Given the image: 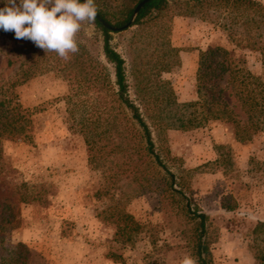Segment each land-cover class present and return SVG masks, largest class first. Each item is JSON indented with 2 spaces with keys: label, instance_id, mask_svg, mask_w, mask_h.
Instances as JSON below:
<instances>
[{
  "label": "rangeland",
  "instance_id": "rangeland-1",
  "mask_svg": "<svg viewBox=\"0 0 264 264\" xmlns=\"http://www.w3.org/2000/svg\"><path fill=\"white\" fill-rule=\"evenodd\" d=\"M139 1L95 4L115 22ZM186 1L170 0L158 15L110 32L125 60L128 97L148 125L163 164L151 156L142 165L145 179L121 172L122 153H102L89 161L84 135L68 113L71 84L65 72L50 68L11 87L26 54L19 52L18 40L0 32V99L15 94L32 122L30 140L0 139L5 162L16 170L14 181L26 182L36 193L32 202L20 203L19 223L9 233L11 242L28 248L27 264H181L185 255L193 256L194 211L208 216L212 264H256L249 243L256 222L264 221V132L244 141L224 121L189 129L164 124L174 122L175 101L198 98L201 51L214 46L231 50L254 74L261 73V62L251 46L230 43L212 22L188 14L181 3ZM76 39L113 79L95 25L82 22ZM75 101L70 107L82 118L88 108ZM129 154L137 160L133 151ZM227 196L236 202L234 210L222 208ZM123 214L134 223L125 227Z\"/></svg>",
  "mask_w": 264,
  "mask_h": 264
},
{
  "label": "trees",
  "instance_id": "trees-1",
  "mask_svg": "<svg viewBox=\"0 0 264 264\" xmlns=\"http://www.w3.org/2000/svg\"><path fill=\"white\" fill-rule=\"evenodd\" d=\"M169 2L149 0L139 10L133 25L141 23L152 13L158 15L169 6ZM181 3L186 6L188 14L198 15L223 30L230 43L239 46L244 42L256 50L262 71L259 74L252 73L244 66L241 57L221 46L201 51L196 71L198 98L182 104L175 101L179 110L173 116L174 122L164 125L189 129L202 126L210 120H219L232 125L237 139L250 140L254 134L264 132V3L259 0H187ZM97 12L108 23L121 26L131 17L132 8L115 22L99 9ZM92 23L101 32V50L106 63L113 69V79L106 66L87 55L80 44L78 52L70 53L65 60L55 52H45L36 47L31 41L18 40L19 52L26 56L18 78L11 83V87L50 68L65 72L71 84L66 96L68 113L75 130L84 135L89 161L95 162L102 153L107 156L122 153L121 172L131 174L134 179H145L146 172L142 165L150 161L151 156L155 157L159 165L163 164L155 153L148 125L139 108L128 97L124 58L111 43L110 31L96 19ZM0 32L15 39L14 33ZM80 95H86L88 99L80 100ZM15 98V94L8 93L0 99V139L3 136H17L30 140L32 122L29 113L21 108ZM75 99L88 108L82 118H76L70 107L76 102ZM130 151L137 155L136 161L132 160ZM260 168L264 171V165ZM15 172L5 162L0 146V264H27L28 248L22 242H11L9 233L19 223L17 215L20 203L32 202L36 199V193L34 187L26 182H15ZM169 175L173 176L171 173ZM38 199H41L39 191ZM221 206L227 211L234 210L236 202L227 196ZM192 215L196 221L192 257L197 264H212L210 241L207 238L208 216L203 211H194ZM123 218L128 221L125 227L134 223L128 214H123ZM250 236L249 249L254 260L256 264H264V221L256 222ZM110 257L115 256L111 254Z\"/></svg>",
  "mask_w": 264,
  "mask_h": 264
},
{
  "label": "clouds",
  "instance_id": "clouds-1",
  "mask_svg": "<svg viewBox=\"0 0 264 264\" xmlns=\"http://www.w3.org/2000/svg\"><path fill=\"white\" fill-rule=\"evenodd\" d=\"M96 13L95 0H0V31L67 60L79 50L76 36L82 22L91 24ZM181 264L197 261L187 254Z\"/></svg>",
  "mask_w": 264,
  "mask_h": 264
},
{
  "label": "water",
  "instance_id": "water-1",
  "mask_svg": "<svg viewBox=\"0 0 264 264\" xmlns=\"http://www.w3.org/2000/svg\"><path fill=\"white\" fill-rule=\"evenodd\" d=\"M149 0H140L136 6L134 7L133 11H132V15H131V18L123 25L121 26H114L110 23H108L104 18H102V16L97 12L96 13V17L95 19L106 29H108L110 32H118V31H121V30H124L128 27H130L133 22H134V19L136 17V15L138 14L139 10L142 8V6L144 4H146Z\"/></svg>",
  "mask_w": 264,
  "mask_h": 264
}]
</instances>
